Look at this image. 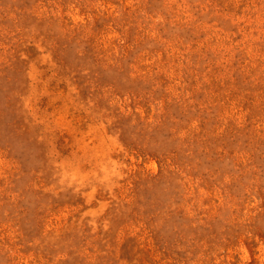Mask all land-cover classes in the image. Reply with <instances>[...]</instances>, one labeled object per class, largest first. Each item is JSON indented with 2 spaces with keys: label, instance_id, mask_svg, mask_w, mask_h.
Instances as JSON below:
<instances>
[{
  "label": "rangeland",
  "instance_id": "1",
  "mask_svg": "<svg viewBox=\"0 0 264 264\" xmlns=\"http://www.w3.org/2000/svg\"><path fill=\"white\" fill-rule=\"evenodd\" d=\"M0 264H264V0H0Z\"/></svg>",
  "mask_w": 264,
  "mask_h": 264
}]
</instances>
